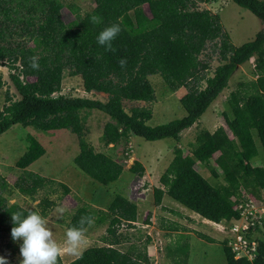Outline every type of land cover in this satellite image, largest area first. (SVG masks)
<instances>
[{
	"label": "trees",
	"instance_id": "16d2710c",
	"mask_svg": "<svg viewBox=\"0 0 264 264\" xmlns=\"http://www.w3.org/2000/svg\"><path fill=\"white\" fill-rule=\"evenodd\" d=\"M90 12H71L74 20L61 22V0H0V66L8 70L9 80L18 99L5 94L0 111V135L13 125L32 127L43 132L66 130L76 136L78 154L73 164L93 181L107 186L118 180L123 166L104 153L95 152L85 140L82 111H99L109 120L104 124L100 142L104 147L127 143L129 136L153 142L173 139L196 124L209 106L217 99L235 70L254 59L256 78L239 84L227 99L229 115L223 121L230 132L219 127L213 133L201 130L195 137L189 155L174 149V158L161 175L162 189H153L154 205L159 206L164 194L173 201L215 224L237 219L233 199L244 189L258 197L264 191V169L250 162L258 155L259 144L264 157V31L239 47H234L222 29L219 17L208 10H198L196 2L214 0H91ZM249 11L264 24V0H230ZM99 23H93L92 15ZM112 23H119L120 32L110 48L96 42L98 32ZM217 41V42H215ZM218 49L221 64L211 77H205L207 64L199 59L206 45ZM32 57L38 67L33 68ZM123 59L124 64L120 63ZM79 76L84 92L103 93L105 102L59 95L62 73ZM159 76L171 92L179 88L187 92L179 99L186 115L166 124L149 127L152 118L149 108H132L129 113L123 101L153 103L154 90L148 77ZM205 82L201 89L200 83ZM4 81L0 76V89ZM25 152L15 167L25 171L40 159L45 150L31 135L25 137ZM213 161L221 172L222 183L211 185L194 165ZM128 171L138 177L144 169L133 162ZM213 178L218 174L212 171ZM56 185L61 196L70 189L36 174L26 173L14 188L22 196L34 198L38 189ZM55 194V192H52ZM48 199L37 206L41 215L55 207ZM23 209L7 205L0 196V229L10 233L11 213ZM36 211V210H35ZM136 205L117 195L105 211L86 204L77 207L66 228H87L107 225L106 232L114 236L122 223L136 221ZM94 221L81 224V217ZM83 232V233H84ZM118 240L108 245L118 244ZM227 264H264V239L258 240L257 254L252 261L235 260L222 242ZM1 255V254H0ZM6 264H10L7 260ZM57 264L60 259L57 258ZM68 264H149L146 250L121 253L112 246L90 247Z\"/></svg>",
	"mask_w": 264,
	"mask_h": 264
},
{
	"label": "rangeland",
	"instance_id": "374dc122",
	"mask_svg": "<svg viewBox=\"0 0 264 264\" xmlns=\"http://www.w3.org/2000/svg\"><path fill=\"white\" fill-rule=\"evenodd\" d=\"M64 7L61 10V22L68 24L74 20L71 12L76 8L81 15L90 12L94 4L91 0H61ZM198 10H208L219 17L220 24L229 37L234 47H239L252 41L257 33L264 31L261 23L249 11L238 7L230 0H214L209 3L196 2ZM217 42V41H215ZM199 59L207 64L203 73L205 77H211L214 70L221 64L218 49L214 44L206 45ZM65 69L62 73L61 91L59 95L71 98H86L105 102L107 96L103 93H86L82 87L79 76H70ZM0 76L4 86L0 89V111L5 104V94L8 93L14 100L19 97L12 86L8 70L0 66ZM256 78L254 70V59L239 66L230 80L227 88L209 106L199 121L191 128L180 134V141L163 139L159 141H145L142 138L129 136L127 143L109 145L104 147L100 142V136L104 124L109 118L99 111H82L85 126V140L93 147L95 152L104 153L123 166V171L118 180L107 186H103L82 173L74 164L73 158L78 154L76 136L66 130L43 132L32 127L13 125L8 131L0 135V196L5 198L6 204H15L23 209L39 210L37 204L48 199L54 202L55 207L50 210L46 217V226L52 232V237L63 248L66 224L69 222L75 209L82 204L91 208L106 210L110 202L117 195L129 197L136 201L137 225L122 223L116 229L124 240L125 245L119 247L121 251L127 248L143 250L151 246L150 264H227L222 242L230 235L223 232L226 227L223 222L216 225L203 221L198 215L177 206L175 201L167 197L161 202L160 207L154 205L153 189H162L159 182L172 159L174 149L189 155L195 143V137L201 130L213 133L219 127H224L230 137L224 121L223 113L229 115L227 99L229 94L238 89L239 84L248 83ZM149 83L154 90L155 101L153 103L123 101L125 112L129 113L132 108H149L152 118L146 123L149 127L166 124L173 120L181 119L186 115L179 103V99L187 92L185 88H179L171 92L159 76L148 77ZM200 88L205 82L200 83ZM33 136L44 148V155L30 165L25 171L15 167V162L25 152L27 143L25 137ZM258 155L251 160L253 167L264 169V157L262 150L257 144ZM133 162H138L144 169L143 175L138 177L131 174L128 169ZM194 169L205 178L211 185L222 183L221 172L210 161L207 165L195 163ZM212 171L218 174L213 178ZM26 173L36 174L42 178L62 183L70 189V194L61 196V189L56 185H47L38 189L34 198L22 196L14 188ZM52 192H55L53 194ZM264 191H259L263 195ZM64 208V212L58 213V208ZM176 212L171 213L170 211ZM173 224L183 226L186 230L173 228ZM107 225L96 227L95 225L86 229L80 244V250L92 246H101V238L105 236ZM179 230V231H178ZM185 232L182 236H188L187 240L178 237L176 232ZM181 234V233H180ZM206 237V238H203ZM20 240H12L9 233L0 229V254L5 256L10 264H18L22 257L19 254ZM131 244V245H130ZM146 255H148V250ZM76 255L61 252L58 258L64 264Z\"/></svg>",
	"mask_w": 264,
	"mask_h": 264
},
{
	"label": "clouds",
	"instance_id": "9594fccd",
	"mask_svg": "<svg viewBox=\"0 0 264 264\" xmlns=\"http://www.w3.org/2000/svg\"><path fill=\"white\" fill-rule=\"evenodd\" d=\"M93 23H99L100 17L92 15ZM119 23H112L103 27L96 36V42L105 48H110L112 41L120 32ZM121 59L120 63L124 64ZM33 68L38 67L36 57H32ZM58 213H63L64 208L57 209ZM12 227L10 229L13 241L20 240L19 254L22 259L18 264H57V258L61 252L79 256L81 254L80 244L83 239L84 229L82 227L70 226L66 229L63 248L52 237V232L46 226V220L39 211L32 209H18L11 214ZM87 219V224L94 221L89 216L81 217L79 223ZM7 258L0 255V264H6Z\"/></svg>",
	"mask_w": 264,
	"mask_h": 264
},
{
	"label": "built area",
	"instance_id": "2783aa9c",
	"mask_svg": "<svg viewBox=\"0 0 264 264\" xmlns=\"http://www.w3.org/2000/svg\"><path fill=\"white\" fill-rule=\"evenodd\" d=\"M233 203L238 218L224 222L226 227L222 231L230 235L226 238V247L235 260L252 261L257 254L258 240L264 239V194L255 197L240 189Z\"/></svg>",
	"mask_w": 264,
	"mask_h": 264
},
{
	"label": "crops",
	"instance_id": "0c3cea01",
	"mask_svg": "<svg viewBox=\"0 0 264 264\" xmlns=\"http://www.w3.org/2000/svg\"><path fill=\"white\" fill-rule=\"evenodd\" d=\"M179 141H180V139H179ZM108 156V155H107ZM110 157V156H109ZM111 158V157H110ZM157 188V187H156ZM167 195L166 194H164L163 196H162V198H161V202H163V200H164V198H166L167 199ZM125 198V197H124ZM169 199H171L170 197H168ZM127 200L128 201H130V202H132L133 204H135L136 205V208H137V205H138V203L136 202V201H133V200H131V198H127ZM172 200V199H171ZM177 203V202H176ZM160 205H161V203H160ZM160 205L159 206H156V207H160ZM177 206H179V207H182V208H184L185 210H188V209H186L185 207H183V206H181L180 204H176ZM98 210H101V209H98ZM103 211H105V210H103ZM189 211V210H188ZM171 213H176V212H173L172 210L170 211ZM191 212V211H190ZM193 213V212H192ZM195 214V213H194ZM136 215H137V211H136ZM197 215V214H196ZM199 216V215H198ZM200 217V216H199ZM201 218V217H200ZM203 221H205V222H207V223H212V222H210V221H207V220H205V219H203V218H201ZM137 221H138V218H137V216H136V221L135 222H133V223H131V225H137ZM213 224H215V223H213ZM220 224V223H219ZM216 225H218V224H216ZM101 226H104V225H100V226H96V227H101ZM173 228H175V229H177V227L179 228V229H182V231H185L186 229L183 227V226H177V224H173ZM107 229V228H106ZM179 231V230H178ZM176 232V234H178V237L179 238H182V239H184V240H187L188 239V236H186L187 235V233H183V232H181V230H180V232ZM181 233V234H180ZM186 234L185 236H182L183 234ZM104 234H105V236L103 237V238H101V241H102V245L101 246H92V247H104V246H112V248H115V249H117L118 251H120L121 253H125V252H129V251H131V252H134L130 247L129 248H127L125 251H121L120 249H119V247L120 246H122V245H125L126 243H127V240H124L123 238H122V236L119 234V231L116 229L115 230V233H114V236H111V235H108V233L107 232H104ZM203 238H206V237H204L203 236ZM114 239H116V240H118V244H116V245H108V244H110V241L111 240H114ZM207 239V238H206ZM126 243H125V242ZM131 245V244H130ZM88 248H90V247H88ZM88 248H85L84 250H86V249H88ZM145 250H146V248H144ZM83 250V251H84ZM147 250H148V255H147V257H148V259H149V264H150V261H151V258H149V257H151V253H150V250H151V246H147ZM147 250H146V253H147ZM83 251H81V253L83 252ZM137 251V250H136ZM139 251V250H138ZM78 256H76L75 258H73L72 260H70L69 262H71V261H73V260H75L76 258H77ZM69 262H65L64 264H68ZM60 263L61 264H63L62 262H61V260H60Z\"/></svg>",
	"mask_w": 264,
	"mask_h": 264
}]
</instances>
